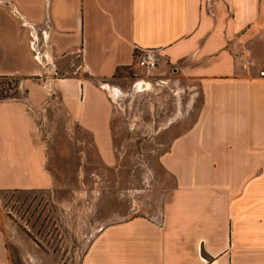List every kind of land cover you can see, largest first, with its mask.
Returning <instances> with one entry per match:
<instances>
[{"label":"crops","instance_id":"crops-1","mask_svg":"<svg viewBox=\"0 0 264 264\" xmlns=\"http://www.w3.org/2000/svg\"><path fill=\"white\" fill-rule=\"evenodd\" d=\"M136 45L159 47V65L142 67ZM136 65L175 75L198 112L162 153L176 174L163 206L102 226L80 264H256L233 251L264 236V0H0V74L24 75L26 92L0 99V189L55 187L39 118L56 98L113 163L103 80Z\"/></svg>","mask_w":264,"mask_h":264},{"label":"rangeland","instance_id":"rangeland-1","mask_svg":"<svg viewBox=\"0 0 264 264\" xmlns=\"http://www.w3.org/2000/svg\"><path fill=\"white\" fill-rule=\"evenodd\" d=\"M135 69L136 75L130 67L119 68L115 79L103 80L127 93L113 98V163L105 161L92 133L71 118L58 98L41 108L39 133L48 145L56 183L52 189H0V228L11 264H80L102 226L136 213L156 214L167 200L176 174L165 166L162 153L172 136L189 125L185 119L197 115L200 102L186 107L188 93L175 75L165 80L157 72L144 74L139 65ZM23 79L19 74L0 78V93L24 96ZM142 79L153 88L134 93ZM249 223L252 228L259 224ZM252 238L233 252L242 250L264 264V236L256 237L260 244L253 242L261 251H254Z\"/></svg>","mask_w":264,"mask_h":264},{"label":"built area","instance_id":"built-area-1","mask_svg":"<svg viewBox=\"0 0 264 264\" xmlns=\"http://www.w3.org/2000/svg\"><path fill=\"white\" fill-rule=\"evenodd\" d=\"M134 57L137 62L144 67L147 71H150L157 67L160 61L163 59V54L161 53L159 47H141L136 45L134 47ZM254 59L248 57L245 59L243 66L248 68L250 65L254 64ZM261 73L264 74V69L261 70ZM158 223L163 224V216H156Z\"/></svg>","mask_w":264,"mask_h":264},{"label":"bare ground","instance_id":"bare-ground-1","mask_svg":"<svg viewBox=\"0 0 264 264\" xmlns=\"http://www.w3.org/2000/svg\"><path fill=\"white\" fill-rule=\"evenodd\" d=\"M103 86H105L110 93V95L117 101L120 97L124 98L127 96V93L118 85L111 84L109 82H104ZM153 83L150 80L142 79L140 80L133 89L134 93L140 92L142 90L153 88Z\"/></svg>","mask_w":264,"mask_h":264},{"label":"trees","instance_id":"trees-1","mask_svg":"<svg viewBox=\"0 0 264 264\" xmlns=\"http://www.w3.org/2000/svg\"><path fill=\"white\" fill-rule=\"evenodd\" d=\"M5 75H8V74H0V78L4 77ZM6 95H7V94H4L3 92L0 93V99H4L5 97L7 98Z\"/></svg>","mask_w":264,"mask_h":264}]
</instances>
